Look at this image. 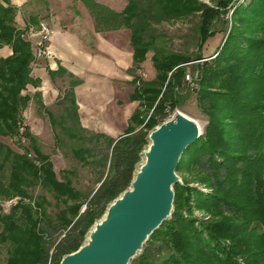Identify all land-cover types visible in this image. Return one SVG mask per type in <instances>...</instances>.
<instances>
[{"label": "trees", "instance_id": "1", "mask_svg": "<svg viewBox=\"0 0 264 264\" xmlns=\"http://www.w3.org/2000/svg\"><path fill=\"white\" fill-rule=\"evenodd\" d=\"M81 2L96 32L131 30L132 73L143 67L152 51L156 74L150 80L133 74L132 98L140 102L133 116L137 126L117 138L81 124L72 91L64 96L70 104L65 115L56 118L47 111L53 126L60 124L71 139L82 142L72 152L93 168L96 187L80 190L69 170L58 177L51 156L24 123L23 111L32 97L23 91L40 82L32 75L36 57L17 25L18 7L0 0V47L9 45L13 51L0 57V243L9 245L7 264H59L86 243L87 233L109 205L131 186L150 130L184 105L183 85L191 64L199 85L194 88L198 106L208 124L184 151L177 172L191 171L212 192L189 186L187 180L177 182L171 216L130 264H239L238 255L248 257L249 264H264V0L235 7L231 31L211 56H205L203 48L217 35L215 22L228 12L232 0H217L216 6L199 0H127L123 10L100 0ZM193 16H199L193 53L161 45L156 25ZM35 97L43 106L39 93ZM55 137L63 140L57 133ZM4 138L15 139L20 150ZM37 187L42 190L39 195L34 194ZM46 194L67 205L55 219L48 213L51 202ZM16 196L18 201L6 211L4 203ZM191 198L221 218L200 228L183 212L190 209ZM220 239L231 243L222 245Z\"/></svg>", "mask_w": 264, "mask_h": 264}, {"label": "crops", "instance_id": "2", "mask_svg": "<svg viewBox=\"0 0 264 264\" xmlns=\"http://www.w3.org/2000/svg\"><path fill=\"white\" fill-rule=\"evenodd\" d=\"M58 1L47 0L43 7L36 5L39 0H11L18 7L17 25L30 41L34 54L41 39L40 24L46 23L52 30L46 41L51 55L35 54L31 64L32 75L40 82L37 86L28 84L23 91L32 97L23 111L24 123L36 137H42L45 118L34 105L36 92L44 110L50 111L63 92L72 91L81 124L117 138L137 126L133 116L140 108L139 100L132 98L135 88L130 91L133 74H139L138 70L131 72L134 64L131 30L96 32L93 17L81 0H68L66 6ZM100 1L117 10H123L127 4V0H122V7L114 5L112 0ZM30 28H33L31 33ZM12 52L9 45L0 47V57ZM152 73L150 79L156 74ZM64 81H68L67 86H63Z\"/></svg>", "mask_w": 264, "mask_h": 264}, {"label": "water", "instance_id": "3", "mask_svg": "<svg viewBox=\"0 0 264 264\" xmlns=\"http://www.w3.org/2000/svg\"><path fill=\"white\" fill-rule=\"evenodd\" d=\"M202 135L198 123L178 111L150 134V144L131 186L108 207L87 242L59 264H130L174 209L177 167L184 151Z\"/></svg>", "mask_w": 264, "mask_h": 264}, {"label": "rangeland", "instance_id": "4", "mask_svg": "<svg viewBox=\"0 0 264 264\" xmlns=\"http://www.w3.org/2000/svg\"><path fill=\"white\" fill-rule=\"evenodd\" d=\"M199 1L205 2L212 6H216V2H217V0H199ZM249 1L250 0H232V3L228 7V12L223 13L221 17H219L215 22V28L218 32L217 35L211 37L205 44L203 48V54H205V56L214 55L218 47L222 44L223 40L230 33L233 24L232 14L235 7L242 2H244L247 5ZM58 2L61 5L63 4L64 6H66L65 4L68 3V0H59ZM112 3L114 5H117L118 7L120 6L122 7V0H112ZM38 4H41L43 7H45V5L47 4V0H39V2L36 3V5ZM25 13L27 14L26 10ZM198 20H199V16H193L190 18L178 19L174 21H166L156 25V33L160 36L159 42L167 50L170 51L188 52L190 54L193 53L197 49L196 26ZM152 54H153L152 51L148 53L147 60L143 64V67L138 71L139 74H141V76H143V78L145 79H150L153 76L152 71H154V69L151 60ZM210 58H206L203 60H207ZM203 60H197L194 62L201 61L200 63H202ZM189 69H193L192 64L190 65ZM189 69L187 70V73H190L192 76L193 72ZM67 85H68V81L66 83L64 81L63 86H67ZM198 87L199 85L196 81L189 82L185 78V83L183 85V95L186 96L187 99L182 107L175 109L171 113L170 118H172L175 114H177L178 111H181L186 115H188L189 117H191L192 119H194L196 122H198L201 127V132L202 134H204L206 125L208 124V118L206 114H204L203 111L198 106L197 93L194 91V88H198ZM134 88H135V84L130 85V91H132ZM63 93L64 95H62V97L57 101L56 105L51 107L50 110L56 116V118H60L61 116L65 115L66 107L70 105L64 97L65 92ZM147 104L148 103H146V105ZM34 105L40 111L41 115H43V117L45 118V123L43 124L44 128L42 129L43 136L38 137V141L41 149L51 156V160L54 163V167L58 174V177L62 179L64 170H69L70 172L68 173V176L73 180L74 187L86 192L91 191L93 188L96 187V176L93 173V168L90 165L85 164L84 159L75 157L72 152V148L77 147L78 145H82V142L78 141L77 139H71L63 131L60 124L53 126L50 122V117L47 111L44 110L42 106H40L36 97L34 98ZM147 107L148 106H146L145 109L149 110V108ZM148 112L150 113L151 110ZM67 123L71 125L73 124L69 121ZM152 130H150V132ZM55 133L59 134L63 138V140L57 142ZM4 141L12 145L17 150H20V148L17 145V141L15 139L4 138ZM150 142L151 141L149 138V144ZM87 158L89 160L91 159L90 156H88ZM145 160L146 157L143 153L142 161L140 165L143 164ZM178 175L180 176L181 184H185V181L187 180L189 181L188 183L189 186L196 187L206 194L212 192V189L206 186L204 183L200 182L198 176L191 173V171H187L184 169L181 172H178ZM41 193H42L41 188L37 187L34 194L39 195ZM46 195L48 200L51 202L47 205L48 213L52 216V218L55 219L58 212L62 209H65L67 205L61 201L56 202L55 199L52 198L50 194H46ZM73 202H74L73 200L70 201V203ZM188 205L190 209L185 207L183 210L184 214L196 220L197 222L196 224L200 228H202L204 224L208 222H212L221 218L220 216L213 215L212 212L208 211L207 209L201 208V205L198 203L197 200H195V198H191L190 204ZM4 208L6 211H9L10 209V207L6 204V202L4 203ZM83 208L84 206L82 207V209ZM0 230H1V225H0ZM88 238H89V232L86 235V242ZM220 242L222 245L225 246H229L231 243L230 240L228 239H220ZM213 245H215V243H213ZM8 247H9L8 243H0V264H7V258L9 255ZM236 260L239 264H249L248 257L243 255H238L236 257Z\"/></svg>", "mask_w": 264, "mask_h": 264}, {"label": "built area", "instance_id": "5", "mask_svg": "<svg viewBox=\"0 0 264 264\" xmlns=\"http://www.w3.org/2000/svg\"><path fill=\"white\" fill-rule=\"evenodd\" d=\"M39 29H40L41 39L35 45V54L37 56H50L52 52H51L50 48L47 46L46 41L48 40L50 34L52 33V30H51L50 26L47 25L46 23H41ZM32 31H33V28H30L29 32L31 33ZM186 79L189 82L195 81L193 76H191L190 73H187ZM168 119H170V117ZM18 199H19V197L16 196V197L6 201V204L9 207H11V205L16 203L18 201Z\"/></svg>", "mask_w": 264, "mask_h": 264}, {"label": "bare ground", "instance_id": "6", "mask_svg": "<svg viewBox=\"0 0 264 264\" xmlns=\"http://www.w3.org/2000/svg\"><path fill=\"white\" fill-rule=\"evenodd\" d=\"M198 123V122H197ZM199 127H200V124L198 123ZM200 130H201V127H200Z\"/></svg>", "mask_w": 264, "mask_h": 264}]
</instances>
